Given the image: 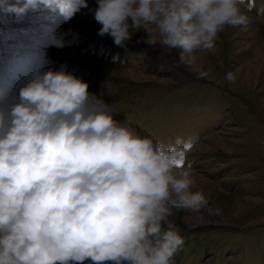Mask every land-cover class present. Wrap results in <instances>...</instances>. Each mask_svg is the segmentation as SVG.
Segmentation results:
<instances>
[{"label": "clouds", "instance_id": "1", "mask_svg": "<svg viewBox=\"0 0 264 264\" xmlns=\"http://www.w3.org/2000/svg\"><path fill=\"white\" fill-rule=\"evenodd\" d=\"M97 5L98 35L125 47L143 30L138 42L179 50V64L198 78L208 73L197 54L213 50L226 27L246 29L252 9L246 0ZM87 7L88 0H0V13L19 18L43 8L65 22ZM88 88L62 68L33 72L8 108L0 92V264H173L185 251L173 210L220 215L191 190V164L176 171L171 148L116 120Z\"/></svg>", "mask_w": 264, "mask_h": 264}, {"label": "rangeland", "instance_id": "2", "mask_svg": "<svg viewBox=\"0 0 264 264\" xmlns=\"http://www.w3.org/2000/svg\"><path fill=\"white\" fill-rule=\"evenodd\" d=\"M246 2L252 5L248 27H226L213 50L197 54L207 78L179 64V50L138 42L143 30L125 47L98 35L97 0L67 22L43 8L19 18L0 13L5 108L18 101L33 72L63 68L112 105L116 120L183 152L176 171L191 164V190L221 213L173 210L169 220L185 239L173 264H264V213L245 218L264 202L253 186L264 180V0ZM229 72L234 82L225 80Z\"/></svg>", "mask_w": 264, "mask_h": 264}, {"label": "bare ground", "instance_id": "3", "mask_svg": "<svg viewBox=\"0 0 264 264\" xmlns=\"http://www.w3.org/2000/svg\"><path fill=\"white\" fill-rule=\"evenodd\" d=\"M253 186L255 189H260L262 191L261 195L264 198V180L262 181H253ZM245 203L250 204L251 201H245ZM256 211H261L264 213V202H262L256 209H248L247 211V215L245 216V218L247 220H252V215L256 214Z\"/></svg>", "mask_w": 264, "mask_h": 264}, {"label": "snow or ice", "instance_id": "4", "mask_svg": "<svg viewBox=\"0 0 264 264\" xmlns=\"http://www.w3.org/2000/svg\"><path fill=\"white\" fill-rule=\"evenodd\" d=\"M188 147H190V145H188ZM173 152L176 157H179V159L176 161L177 165H181L183 163V152H176L175 150H173Z\"/></svg>", "mask_w": 264, "mask_h": 264}]
</instances>
